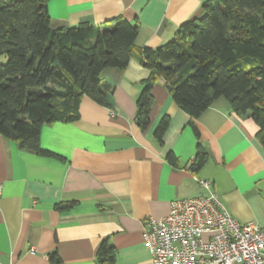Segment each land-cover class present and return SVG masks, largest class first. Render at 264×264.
<instances>
[{
    "label": "crops",
    "instance_id": "crops-1",
    "mask_svg": "<svg viewBox=\"0 0 264 264\" xmlns=\"http://www.w3.org/2000/svg\"><path fill=\"white\" fill-rule=\"evenodd\" d=\"M204 1L46 3L52 29L101 27L120 18L137 25L138 36L125 68L100 73L108 105L83 95L76 120L39 130L40 147L56 155H39L0 134V264H51V252L61 264H98L103 240L114 250L113 264L145 263L146 221L166 216L169 201L201 195L200 179L212 182L239 223L264 225V145L251 118L236 115L221 98L192 117L159 79L149 124L141 130L135 122V100L149 74L140 63L142 51L172 40L183 22L201 13ZM164 117L168 125L159 144L154 131ZM199 147L207 158L194 172Z\"/></svg>",
    "mask_w": 264,
    "mask_h": 264
},
{
    "label": "trees",
    "instance_id": "trees-1",
    "mask_svg": "<svg viewBox=\"0 0 264 264\" xmlns=\"http://www.w3.org/2000/svg\"><path fill=\"white\" fill-rule=\"evenodd\" d=\"M48 1L0 0V56L6 58L0 64V134L42 156L56 155L38 144L43 125L76 120L83 95L108 105L100 73L125 68L138 36V26L120 18L101 27L52 29ZM200 10L172 40L142 51L149 74L135 100L136 125L144 130L149 124L152 87L163 79L172 100L192 117L224 99L236 115L256 123L264 145V0H205ZM166 125L164 117L154 131L159 144ZM197 150L194 172L207 158ZM167 159L177 164L173 154ZM113 254L103 240L95 256L98 264H113ZM48 258L61 264L55 252Z\"/></svg>",
    "mask_w": 264,
    "mask_h": 264
},
{
    "label": "built area",
    "instance_id": "built-area-1",
    "mask_svg": "<svg viewBox=\"0 0 264 264\" xmlns=\"http://www.w3.org/2000/svg\"><path fill=\"white\" fill-rule=\"evenodd\" d=\"M199 183L201 195L169 201L166 216L146 221L150 258L142 264H264V225L239 223L212 182Z\"/></svg>",
    "mask_w": 264,
    "mask_h": 264
},
{
    "label": "rangeland",
    "instance_id": "rangeland-1",
    "mask_svg": "<svg viewBox=\"0 0 264 264\" xmlns=\"http://www.w3.org/2000/svg\"><path fill=\"white\" fill-rule=\"evenodd\" d=\"M6 58L5 56H0V64H5Z\"/></svg>",
    "mask_w": 264,
    "mask_h": 264
}]
</instances>
